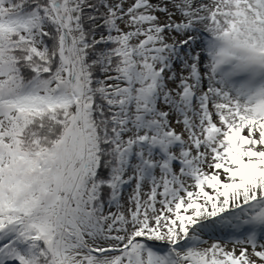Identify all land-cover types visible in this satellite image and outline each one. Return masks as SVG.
Wrapping results in <instances>:
<instances>
[{"label":"snow or ice","instance_id":"1","mask_svg":"<svg viewBox=\"0 0 264 264\" xmlns=\"http://www.w3.org/2000/svg\"><path fill=\"white\" fill-rule=\"evenodd\" d=\"M0 264H264V0H0Z\"/></svg>","mask_w":264,"mask_h":264}]
</instances>
